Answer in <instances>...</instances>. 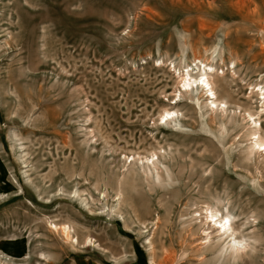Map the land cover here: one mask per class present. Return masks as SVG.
<instances>
[{
    "label": "rangeland",
    "instance_id": "1",
    "mask_svg": "<svg viewBox=\"0 0 264 264\" xmlns=\"http://www.w3.org/2000/svg\"><path fill=\"white\" fill-rule=\"evenodd\" d=\"M258 90L264 0H0V264H264Z\"/></svg>",
    "mask_w": 264,
    "mask_h": 264
},
{
    "label": "bare ground",
    "instance_id": "2",
    "mask_svg": "<svg viewBox=\"0 0 264 264\" xmlns=\"http://www.w3.org/2000/svg\"><path fill=\"white\" fill-rule=\"evenodd\" d=\"M196 60H200L201 61V58H196ZM202 64H204V62H202ZM207 67L204 68V71L207 70ZM208 70L212 72L213 69L210 66V68ZM182 79H183L182 81H184V87L189 88V87H192L194 84L197 85V79H193L192 80L189 72L186 74V77L183 76ZM201 84L205 85V87H207L209 89L208 91L211 92V95H212V97L214 99V101L211 104L213 106H216L219 98H217L216 93L214 92V89L212 88V84H211V82L209 80L208 73H205V75H203V78L201 79ZM258 91L260 92L259 95L264 96V94L262 93V90H258ZM174 113H176V112H167L166 119H167V117L169 118L170 116L173 117ZM256 147H259L260 150H261V147L264 149V139L258 137L256 139V142L254 143L253 149L255 150ZM216 217H218V215L217 214H213V212H212L210 218L216 219ZM207 219H208V217H207ZM224 220L226 221L225 224L222 223V221H224ZM216 225H218V227H219L218 231H220L219 232L220 236L222 235L223 238L226 237V240H229L230 236H228V233L231 232L232 229H233V226L231 224V218L229 216L222 217L221 221L216 220ZM63 231L65 233H68L69 228H64ZM241 245H242L241 242H237L236 240H234L232 245H230V246H222L221 247V249L219 250L220 255H223L225 252L231 250L232 254H231L230 257L233 259L234 262H237L240 254L245 253V251L247 249V247L241 246Z\"/></svg>",
    "mask_w": 264,
    "mask_h": 264
}]
</instances>
